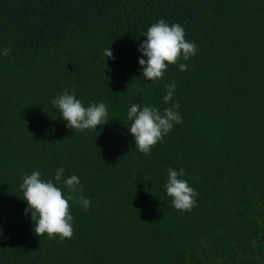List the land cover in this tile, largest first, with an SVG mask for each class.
<instances>
[{
  "label": "trees",
  "instance_id": "obj_1",
  "mask_svg": "<svg viewBox=\"0 0 264 264\" xmlns=\"http://www.w3.org/2000/svg\"><path fill=\"white\" fill-rule=\"evenodd\" d=\"M159 19L181 24L197 54L151 83L137 44ZM5 47L0 264H264V0H0ZM173 80L182 123L145 155L127 108L167 107ZM64 90L106 104L99 134L65 127L50 102ZM58 167L91 200L69 201L64 240L35 234L19 188L23 174L50 179ZM169 167L196 192L190 211L165 193Z\"/></svg>",
  "mask_w": 264,
  "mask_h": 264
},
{
  "label": "clouds",
  "instance_id": "obj_2",
  "mask_svg": "<svg viewBox=\"0 0 264 264\" xmlns=\"http://www.w3.org/2000/svg\"><path fill=\"white\" fill-rule=\"evenodd\" d=\"M144 39L137 44V57L140 73L145 81L157 83L170 65L176 64L180 71L188 65L181 61H188L197 54V45L185 38L184 28L178 23H168L159 19L148 26L142 35ZM8 48L0 50V55L7 56ZM105 59H114L111 47L103 50ZM176 82L165 83V94L162 97L167 107L141 105L132 103L126 111L128 121L127 131L137 150L147 155L152 147L167 135L174 125L182 123V115L177 109L179 102L172 100ZM53 107L59 110V117L64 120L65 127L73 130H92L99 134L104 125L109 122L108 109L104 102H89L85 106L76 94L64 90L51 98ZM100 126L98 129L97 126ZM64 168L55 169L50 179H43L41 172L33 170L22 175L19 188L23 200L26 202L27 213L31 219L35 218L33 230L37 236L46 234L49 239H70L73 235V216L70 212L69 201H77L87 210L91 200L84 196L83 188L76 174L64 176ZM186 173L183 168L167 169V179L163 188L171 198L172 206L180 211H190L196 204V192L184 179ZM0 228V235H2Z\"/></svg>",
  "mask_w": 264,
  "mask_h": 264
}]
</instances>
